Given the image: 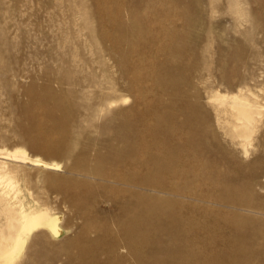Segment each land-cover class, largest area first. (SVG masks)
<instances>
[{
	"label": "rangeland",
	"instance_id": "rangeland-1",
	"mask_svg": "<svg viewBox=\"0 0 264 264\" xmlns=\"http://www.w3.org/2000/svg\"><path fill=\"white\" fill-rule=\"evenodd\" d=\"M227 2L0 0V152L26 149L33 160L48 162L37 166L33 161H8L2 171L8 166L15 167L25 190L27 181L31 189L40 195L44 192L42 195L46 197L62 187L84 188L85 182L91 180L75 169L81 146L69 154L61 145L66 134L52 129L47 117L57 122L69 119L57 108V104H61L74 108L70 116L73 119L86 118L97 127L114 125L115 128L119 122L130 120L128 116L115 117L119 110H125L132 117L139 114L144 120L149 119L144 122L147 135L161 132L159 127L171 129V147L190 139L200 142L206 157L224 172L218 186L211 188L234 195V190L226 191L224 181L234 180L241 163H244V170L247 166L243 158L234 159L235 149L217 129L211 100L218 93H236L238 88L231 85L244 75V66L254 57L258 63L255 61L256 66L251 70L258 83L253 80L250 88L260 91L264 86V0H243L248 15L243 26L232 19ZM210 26L223 36L212 42L209 48L212 55L208 57L204 54L207 45L204 30ZM126 27L129 29L124 30ZM246 30L248 36L244 34ZM194 34L197 35L194 37ZM180 35L196 39L184 45L182 57L175 53L176 39ZM123 51L125 55L117 56ZM202 56L205 62L211 63L210 72L203 70ZM102 69L113 73L115 81L118 79L117 92L110 90L112 85L107 83ZM90 75L95 76L98 86L80 89L64 84L69 78ZM171 77L174 82L167 81ZM112 99L117 102L110 109ZM261 99L264 102V95ZM81 104L88 105L90 110L75 107ZM112 134L99 135L97 139H107ZM79 141L86 142V136H80ZM262 155L264 144L253 148L251 160H257V166L264 167V162L257 159ZM191 157L199 156L193 153ZM54 163L62 167L55 168ZM165 180L168 185L183 187L182 179ZM185 189L189 195L209 191L204 183ZM53 197L50 196L51 201ZM54 203L55 211L64 216V221L76 214L75 209L66 207L63 197L55 199ZM83 205L89 206L87 201H83ZM112 206V203L103 202L94 210L102 211ZM184 210L196 216L205 212ZM76 234L67 236L73 238ZM59 257L63 258L60 264H67L65 255ZM38 262L34 264L45 263Z\"/></svg>",
	"mask_w": 264,
	"mask_h": 264
},
{
	"label": "bare ground",
	"instance_id": "bare-ground-1",
	"mask_svg": "<svg viewBox=\"0 0 264 264\" xmlns=\"http://www.w3.org/2000/svg\"><path fill=\"white\" fill-rule=\"evenodd\" d=\"M227 3L232 19L243 26L248 21L243 0ZM244 34L248 36V30ZM204 35V54L210 57L212 42L223 35L212 26L204 30ZM176 40L175 53L182 57L184 45L196 39L180 35ZM123 55L125 51L117 53ZM201 59L203 70L210 72L211 63L205 62V56ZM255 61L258 63L257 57L246 63L244 75L231 85L238 88L236 93H218L211 100L217 129L235 149L234 159L243 158L247 166L244 170L241 163L234 180L224 181L226 191L234 190V195L211 188L218 186L223 168L206 157L197 140L171 147L172 130L159 127L161 132L147 135L144 122L149 119L144 120L139 114L132 117L119 110L115 117L128 116L127 123L100 128L86 118H71L74 108L57 104L69 119L57 122L47 117V121L52 129L66 134L61 145L69 154L81 146L75 169L91 182H85L84 188L62 187L46 197L44 192L40 195L31 189L27 181L25 190L15 167L8 166L4 172L2 167L8 161H33L37 166L48 162L33 160L26 149L0 152V264H60V255L67 257V264H264V167L251 160L253 148L264 144V86L260 91L250 88L257 79L252 72ZM110 73L108 69L104 71L107 83L112 85L110 90L115 93L118 79L115 81ZM171 78L167 81L174 82ZM64 84L84 89L98 86V81L90 75L69 78ZM116 102L111 100L110 109ZM78 106L90 110L88 105H75ZM112 132L107 139H97ZM82 135L86 142L79 141ZM193 153L199 157H191ZM257 159L264 162V155ZM57 164L52 165L56 168ZM167 178L182 179L183 187L168 185ZM199 183L206 184L209 191L189 195L185 188ZM50 196H54L52 201ZM62 197L67 208L76 210L65 221L54 205V200ZM170 197L177 199L169 200ZM83 201L89 206L84 207ZM103 202L113 206L95 211ZM184 208L205 212L196 216L185 213ZM72 233L77 234L73 238L67 236Z\"/></svg>",
	"mask_w": 264,
	"mask_h": 264
}]
</instances>
